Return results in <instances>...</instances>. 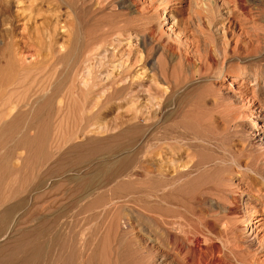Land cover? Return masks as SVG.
I'll list each match as a JSON object with an SVG mask.
<instances>
[{"label":"rangeland","instance_id":"rangeland-1","mask_svg":"<svg viewBox=\"0 0 264 264\" xmlns=\"http://www.w3.org/2000/svg\"><path fill=\"white\" fill-rule=\"evenodd\" d=\"M0 9V264H264V0Z\"/></svg>","mask_w":264,"mask_h":264},{"label":"bare ground","instance_id":"bare-ground-1","mask_svg":"<svg viewBox=\"0 0 264 264\" xmlns=\"http://www.w3.org/2000/svg\"><path fill=\"white\" fill-rule=\"evenodd\" d=\"M173 2H174V0H173ZM165 9H166V6H163L162 10L164 11ZM160 16L161 17L167 16V13L162 12ZM0 33L4 34L3 36H6V37H3V36L0 35V47L1 46L9 47L10 45H12V41L13 40L11 39V35H10V27L2 29V31ZM12 53L13 54L16 53V49L15 48H12ZM5 58H6V56L4 55V53L1 52L0 53V66L4 65L5 63L8 64L7 63L8 60H6ZM4 68H5V66H4ZM8 70H9V68H8ZM10 81H12V80H10ZM251 127L254 128L256 134H261V132H260V122H258L257 119H255V122L251 125ZM166 139H167V137H166ZM158 188L160 189V195H161V198H162V202H164L165 204L166 203H174V204H176V202H183L182 200H184L185 198H188V196L191 195L189 189H187V188H184V189L182 188L180 190L178 189L177 191L167 189L166 187H158ZM181 204H184V203H181ZM181 206H183V205H181ZM156 214L160 217L162 225H167V223H169L168 217L171 215V212H169L168 209L157 210ZM182 220H183L182 222H185L184 219H182ZM257 220H259V219L258 218L257 219H250V222L253 224V223H256ZM179 222H181V221H179ZM161 228H163V227H161ZM252 228H253V226L250 229L252 230ZM152 231H153L152 232L153 234H151L150 236L155 238V236H156L155 233H157V232H156L155 229H152ZM159 236L160 237L158 239H160L161 242L164 241V236H162V235H159Z\"/></svg>","mask_w":264,"mask_h":264}]
</instances>
